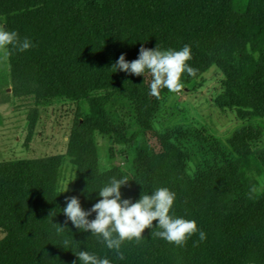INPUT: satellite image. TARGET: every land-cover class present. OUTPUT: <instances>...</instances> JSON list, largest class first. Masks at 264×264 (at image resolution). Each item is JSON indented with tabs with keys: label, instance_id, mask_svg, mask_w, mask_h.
Listing matches in <instances>:
<instances>
[{
	"label": "trees",
	"instance_id": "obj_1",
	"mask_svg": "<svg viewBox=\"0 0 264 264\" xmlns=\"http://www.w3.org/2000/svg\"><path fill=\"white\" fill-rule=\"evenodd\" d=\"M0 25L34 45L6 53L8 72H0V105L32 98L28 133L38 108L67 100L77 111L67 155L74 166L70 192L89 210L112 177H127L123 199L138 200L159 187L174 192L170 215L194 220L198 231L183 246L151 237L125 241L120 259L91 231L66 220L65 197L58 191V157L0 162V264H80L74 254L88 251L111 264H264V190L248 181L253 170L263 178L264 146L243 158H224L222 166L189 178L183 154L167 132L152 128L160 96L150 95L151 74L113 71L121 54L138 58L141 45L161 50L191 48L186 63L195 75H181L185 88L215 67L223 76L215 103L234 109L240 121L264 117V0H0ZM110 99L118 112L110 116ZM94 133L112 136L131 148L127 170L100 173ZM247 143L263 133L261 126H242ZM253 166V167H251ZM254 189V191H253ZM54 210V216L49 214ZM95 218V213L88 217ZM158 221H153V228ZM206 234L199 240V232ZM69 240L65 247L63 241Z\"/></svg>",
	"mask_w": 264,
	"mask_h": 264
},
{
	"label": "rangeland",
	"instance_id": "obj_2",
	"mask_svg": "<svg viewBox=\"0 0 264 264\" xmlns=\"http://www.w3.org/2000/svg\"><path fill=\"white\" fill-rule=\"evenodd\" d=\"M8 70L6 50L0 49V72ZM222 82L219 70L209 68L179 93L170 92L162 97L152 118V128L167 132L180 148L184 173L189 178L222 166L224 158L239 160L264 146V117L240 121L234 109L216 105L215 100L223 90ZM33 104L32 98L10 97L8 103L0 105V162L58 157V191L61 196L68 197L74 181V166L67 155L68 141L78 109L86 111V106L55 99L39 106L29 136L27 115ZM105 109L110 116L118 112L114 100L109 98ZM247 125L261 126L263 130L251 143L240 133L241 127ZM93 139L100 173L114 167L127 170L132 153L128 145L97 133ZM248 181L258 182L264 190L263 178L257 171L250 172ZM67 184L68 191L61 193Z\"/></svg>",
	"mask_w": 264,
	"mask_h": 264
},
{
	"label": "clouds",
	"instance_id": "obj_3",
	"mask_svg": "<svg viewBox=\"0 0 264 264\" xmlns=\"http://www.w3.org/2000/svg\"><path fill=\"white\" fill-rule=\"evenodd\" d=\"M9 45L20 52L34 46L29 38L21 39L15 30L9 31L0 25V49H6ZM190 59L189 45L183 46L180 50H161L158 44L154 49L141 45L137 59L129 62L126 61L125 55L121 54L111 69L114 72L119 70L136 76H144L147 70L152 76L150 95L159 97L161 88L179 93L183 87L181 83L183 73L195 75L196 70L186 63ZM128 183L127 177L120 179L112 177L99 190L98 196L101 199L87 211L81 207L78 197H65L66 207L62 211L66 220L63 225L54 223L57 234L68 229L66 225L71 221L79 231H91V236H96L109 250H114L118 257L123 259L124 255L120 251L122 243L132 240L139 242L146 228L153 229L151 237L162 238L176 246H183L186 240L198 231L194 220L170 215L176 195L174 192L166 187H159L151 194L142 192L140 198L133 202L131 198H122L121 187ZM68 184L61 193L68 191ZM93 213L95 218L89 220L88 217ZM53 216L54 210L50 212L49 218ZM153 221H158L155 228ZM205 239L206 234L200 231L199 240ZM63 245L67 247L69 240L65 239ZM74 254L80 264H111L109 259L98 257L88 251L81 250ZM73 264H76V261H73Z\"/></svg>",
	"mask_w": 264,
	"mask_h": 264
}]
</instances>
